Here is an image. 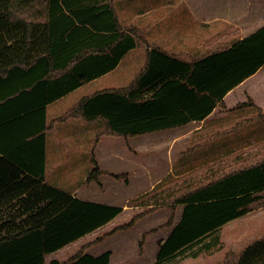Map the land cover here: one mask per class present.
I'll use <instances>...</instances> for the list:
<instances>
[{"label":"trees","instance_id":"trees-1","mask_svg":"<svg viewBox=\"0 0 264 264\" xmlns=\"http://www.w3.org/2000/svg\"><path fill=\"white\" fill-rule=\"evenodd\" d=\"M112 1L0 0V131L18 116L43 120L47 103L113 69L135 46L136 33L121 27ZM262 66L264 24L192 62L152 48L127 86L84 96L58 119H98L101 133L123 137L184 125L225 106L227 92ZM45 128L0 133V264H110L109 250L97 256L81 250L65 260L46 261V254L105 225L122 207L82 199L44 182L43 167L36 170L5 148L43 142ZM91 163L86 180L97 181L102 171L94 156ZM179 183L155 187L141 200L147 209L84 247L131 227L155 207L183 204L151 264L210 253L221 246V226L246 214L264 189V157L232 169L211 165ZM226 260L264 264V235Z\"/></svg>","mask_w":264,"mask_h":264},{"label":"crops","instance_id":"crops-1","mask_svg":"<svg viewBox=\"0 0 264 264\" xmlns=\"http://www.w3.org/2000/svg\"><path fill=\"white\" fill-rule=\"evenodd\" d=\"M209 3L210 0H177L173 3L159 1L151 4L150 0H129L127 8L124 9L126 24L122 25L123 22L118 13L117 19L121 27L133 29L136 33L135 46L125 52L113 69L47 103L43 120L37 115H32L33 117H28L29 119L18 116L2 129L4 131H0V133H9L8 131L10 130L14 132L21 131L22 128L31 126L39 128L45 124L43 142L33 140L29 143L23 141L9 143L5 148L20 159V162L32 165L36 170L43 167L44 182L86 200L103 201L96 196L95 184L90 186L83 183L87 181L91 157L94 155L97 163L102 165L104 155L101 148L105 140L110 139L112 136H118L105 135L102 139L97 140L95 136L100 131V128L97 126V131H95L92 125L94 126L95 122L101 125L102 122L98 119L89 121L74 117L64 120H59L58 118L84 96L105 88L122 87L116 86L118 84H115V81L112 80L124 78L126 84L123 86H127L145 64L147 51L152 48H156L180 60L192 62L207 54L230 46L234 41L251 34L264 24V0H218V9L214 7L213 10L209 9ZM124 62L128 63L126 68L122 65ZM260 74H264V66L229 90L224 96L225 104L228 97L243 101L246 95V86L250 84L253 88L255 86L253 82L257 80L255 78H258ZM247 92L249 91L247 90ZM249 95L254 98L255 93L249 92ZM222 107L224 106H216L202 120H193L184 125L130 137L119 136L115 142L122 140L124 148L122 150L116 146L114 151L112 150V145H110V151L114 152L111 158L115 159L113 165H124L125 169L118 170L117 168L112 175L119 176L120 171H125V179L129 183L135 182V184L124 186L123 188L148 191L154 187L155 183L163 181L165 178H170L171 175L180 174L177 170L179 156L181 157L185 154L183 151H185L184 149L190 142H193L194 134L202 131L200 128L204 122L214 116ZM54 136L57 137L55 141L53 139ZM85 138H89V143L84 142ZM82 150L86 151L85 158L84 155L81 156ZM0 154L3 155L2 152ZM162 158H165L164 163L160 162ZM154 160L158 161L156 167H153L155 165ZM97 180L98 182L100 181V176ZM133 195L132 193V195L126 196L131 197ZM107 204L120 206L123 211V206L118 203L111 202ZM178 205L181 206L180 217L183 204ZM122 211L120 212L121 214ZM118 215L112 220L117 218ZM146 217L147 215L141 219ZM129 228L116 230L110 235L126 231ZM171 228L166 236L158 241L153 261L159 249V242L166 239ZM161 231L158 230L159 234H156V232L151 235H157L156 238H158L162 234ZM146 243L143 244V247ZM69 244L46 254V261L55 258L53 257L56 255L55 253L63 250ZM108 250L110 251L109 262L112 264L113 252L111 249ZM104 251L106 250L98 249L96 244H94L85 252L97 256ZM187 257L184 256L181 259Z\"/></svg>","mask_w":264,"mask_h":264},{"label":"rangeland","instance_id":"rangeland-1","mask_svg":"<svg viewBox=\"0 0 264 264\" xmlns=\"http://www.w3.org/2000/svg\"><path fill=\"white\" fill-rule=\"evenodd\" d=\"M128 1H112L116 9L115 11H117L116 14H119L123 22V26L127 22V20L125 21L126 18H124V9L127 8ZM159 1L173 3L177 0H150L151 4ZM217 6L218 0H210L208 4L209 9L213 10ZM127 64L124 62L122 65L126 68ZM255 79L257 80L253 82L255 85L253 88L250 84L246 86V89L250 93H255L254 98L249 95L247 90L243 101L228 97L225 106L204 122L200 128L202 131L194 134L193 142L187 145L186 149H184L185 151L182 150L185 154L181 157L179 156V164L177 166L180 174L171 175L170 178H165L163 181L155 183L151 190L155 187L162 188L180 184L179 180L181 178L196 176L211 165L218 166L222 163L224 167L227 166L228 169H232L254 163L264 157V74H260ZM112 81L118 84L116 86L124 87L123 85L126 84L124 78ZM250 101H252V104H250ZM242 102L245 104L239 106V103ZM97 126L100 128V131L95 136L97 140L102 139L105 135H111L101 133L104 129L102 123L99 125L95 122L94 126L92 125L95 131H97ZM118 137L112 136L110 139L105 140L101 148L104 157L102 165L98 163L99 168L102 169L99 175L100 181H86L83 184L90 186L95 184L96 196L98 199L103 200L99 202H115L122 205V214L120 213L111 222L77 239L63 250L56 252V255L54 254L55 256L53 257L65 260L76 255L81 250L85 252L92 245L96 244V248L98 249L112 250V264H150L153 261L158 241L166 236L170 228L178 220L181 210L180 205H176L174 208L168 205L155 207L144 215H147L146 218L138 220L128 230L107 235L105 236L106 239L104 238L105 240L103 239L101 243H94L84 247L86 243L93 241L96 237L104 235L116 226L127 222L134 214L147 209V207L140 203L146 194L151 193V190L123 188L124 186L135 184V182L129 183L125 179V171H120L119 176L112 175L117 168L118 170L125 169L124 165H113L115 159L111 158L114 152L110 151V145H112V150L116 146L122 150L124 148L122 140L115 142ZM53 139L55 141L57 137L54 136ZM88 141L89 138L84 139L85 143H89ZM85 154L86 151L84 150L81 156L84 155L85 158ZM154 161L155 165L153 167H156L158 161ZM164 161L165 158L160 160L161 163H164ZM91 167L92 163L90 162L89 170H91ZM177 181L178 183H176ZM195 184L192 183V185ZM132 193L134 194L133 196H126L132 195ZM258 195V198L249 205V211L245 215L226 223L219 229L217 234L221 243L220 248L210 253L200 254L197 257L188 256L172 264H228L226 260L227 255L239 253L247 244L263 236L264 189L258 192ZM158 230H162V234L158 238H156L157 235H151L152 233L155 234ZM159 233L157 232L156 234ZM144 243L146 245L143 247ZM142 252L143 254H141Z\"/></svg>","mask_w":264,"mask_h":264}]
</instances>
